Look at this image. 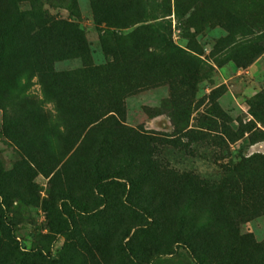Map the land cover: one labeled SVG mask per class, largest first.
Segmentation results:
<instances>
[{"label":"rangeland","instance_id":"rangeland-1","mask_svg":"<svg viewBox=\"0 0 264 264\" xmlns=\"http://www.w3.org/2000/svg\"><path fill=\"white\" fill-rule=\"evenodd\" d=\"M181 4L0 0V264H264V0Z\"/></svg>","mask_w":264,"mask_h":264},{"label":"trees","instance_id":"trees-1","mask_svg":"<svg viewBox=\"0 0 264 264\" xmlns=\"http://www.w3.org/2000/svg\"><path fill=\"white\" fill-rule=\"evenodd\" d=\"M181 0H175V8H176V11L177 12H180V9H181ZM186 9H188V8H186ZM104 15V12L102 11V9L100 8V6H97V10H96V18H97V21H101V19H102V16ZM102 22V21H101ZM58 24L60 25V26H64V27H69V25L67 24V23H65V22H63V23H59L58 22ZM171 46H172V48L174 49V50H178V52L179 53H181V52H183L182 50H181V48H179V47H177V46H175V45H173V44H170ZM93 72H100V71H102L100 68H92L91 69ZM254 248H255V250H257V251H262L263 249L262 248H264L261 244H256V245H254Z\"/></svg>","mask_w":264,"mask_h":264}]
</instances>
